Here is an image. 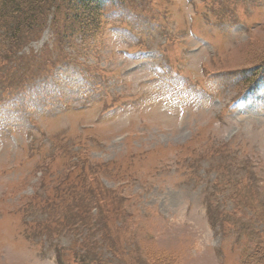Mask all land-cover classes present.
I'll use <instances>...</instances> for the list:
<instances>
[{"label": "rangeland", "instance_id": "374dc122", "mask_svg": "<svg viewBox=\"0 0 264 264\" xmlns=\"http://www.w3.org/2000/svg\"><path fill=\"white\" fill-rule=\"evenodd\" d=\"M12 1L0 0V264L264 254V86L245 81L264 68V0H109L88 39L53 1L17 44Z\"/></svg>", "mask_w": 264, "mask_h": 264}, {"label": "trees", "instance_id": "16d2710c", "mask_svg": "<svg viewBox=\"0 0 264 264\" xmlns=\"http://www.w3.org/2000/svg\"><path fill=\"white\" fill-rule=\"evenodd\" d=\"M53 1H63L66 20H69V22L72 21L78 25L83 36L86 34L84 38L88 39L92 36V33L98 31L101 24V17L103 16L105 6L109 0H13V6L11 9L9 7L7 16L10 13L9 15L12 16L11 20L16 24L14 25V23H12L9 40L16 44L19 42V34L24 24L27 28L28 26L30 28H35L36 32L34 35H38L42 28V22L39 18L40 16L45 17L46 23V13L48 11L52 12L51 8L54 9L55 7V5L51 3ZM2 3L5 7L9 5L6 4V0H2ZM55 23H57V19L51 22L50 26L55 25ZM263 66L264 64L261 65V67ZM253 70L254 69L250 68L247 73L248 75H246L245 78L246 83L256 84L259 87L264 86L262 85L264 84V72H262V70H257L256 74H252ZM258 252L259 251L255 250L247 254L244 258V264H264V254H262V250L260 253ZM80 262H82V264H90L85 262V258H82Z\"/></svg>", "mask_w": 264, "mask_h": 264}]
</instances>
